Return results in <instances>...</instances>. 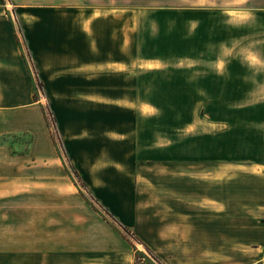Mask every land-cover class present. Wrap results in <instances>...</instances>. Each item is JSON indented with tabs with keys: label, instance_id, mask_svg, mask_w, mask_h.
Returning a JSON list of instances; mask_svg holds the SVG:
<instances>
[{
	"label": "crops",
	"instance_id": "0c3cea01",
	"mask_svg": "<svg viewBox=\"0 0 264 264\" xmlns=\"http://www.w3.org/2000/svg\"><path fill=\"white\" fill-rule=\"evenodd\" d=\"M126 2L0 0V264H264V0Z\"/></svg>",
	"mask_w": 264,
	"mask_h": 264
},
{
	"label": "rangeland",
	"instance_id": "374dc122",
	"mask_svg": "<svg viewBox=\"0 0 264 264\" xmlns=\"http://www.w3.org/2000/svg\"><path fill=\"white\" fill-rule=\"evenodd\" d=\"M133 1H140V2H133ZM147 1H151V2H147ZM165 1L166 0H127V2H129L130 4H139V5H141V4H150V5H153V6L156 5L158 7H164L166 5V3H167ZM99 3H101V2H99ZM145 13L146 12L142 11L143 16L145 15ZM161 14H162L161 16H164V12H161ZM151 26H153L155 28L156 24L155 23L154 24L151 23ZM154 28L152 29V32H154L153 31ZM157 30H158V28H157ZM163 30H164V25H163ZM160 46H163V47L165 46L164 45V39H163V41H162ZM163 51H164V49H163ZM153 57H155L156 59L146 60V61L143 60L142 63L148 64V65H151V64L164 65L166 63H174V62L178 63V62L182 61L181 59L176 60V59H174L172 57H170L169 60H167L165 58V54L164 53H159L157 55H154ZM32 67H33L32 70L35 69L34 65ZM37 83H38V80H37ZM36 94H37V97L40 100V104H41V107H42V111H43L45 122H46V126H47V131H48V134H49V136H50V138L52 140V147H51L52 151H51V154L47 153L45 158H47L48 160L57 159L58 158L61 161H63L64 164H65L64 165L65 169L67 170V173L70 176V179L76 184V186L82 192V194L89 200V202L91 204H93V206H96L97 208H101L102 209V206L99 203H97L96 200H94V197L91 194V192H89V189L77 177V174L75 173L73 167L71 166V161H70V158H69L68 150L64 146L63 140H62V138L60 136L56 115H55V113H54V111L52 109L51 103L47 100V98L45 96V93H44V90H43V88L41 86H39V87L36 86ZM197 105H198L197 103L189 104L190 107L191 106L195 107ZM201 111L205 112V107L204 106L202 107ZM200 121H203V118H201ZM206 125L208 126L209 123L206 122ZM228 125H229V121L228 120L227 121H222V127L228 126ZM36 129H37L36 131L38 133L39 129H41V128H36ZM40 138H42V137H40ZM0 141H12L13 142L14 151L15 152H22V151L26 150L28 145L33 141V132L32 131H29V132L25 131V132H20V133L14 132V133L10 134L9 136H2L0 138ZM42 141L45 142V140L43 138L40 140V143ZM247 152H248V154L252 153L254 155L253 157H254L255 161H257V162L254 163V165L252 167H248L247 166V162H244L245 160H239V158H237L236 161L240 162V163L237 164V165H230V167H223V172L227 171L228 168H235L236 167L237 168V173L239 175H241V174L244 175L245 174L244 170H247V168H250L252 170L251 172H253L254 175H257V176H260V177L264 176V167H263L264 165L258 164V163H263V158L261 157L262 152L259 151V150H257V151L248 150ZM223 159H226V157H223ZM223 163H228V162H223ZM46 169L50 170V169H53V167L47 165ZM66 179H68V176H67ZM263 187H264V184H261L260 182H257L255 180L254 193L257 190L264 191ZM12 229L11 230L7 229V225L5 224V222L0 219V249H4L5 248V243L8 240H10V242L16 240V239L14 240V237H13L15 235L16 231H13ZM9 237H10V239H8ZM131 238L133 239V242L137 241V239H134L133 237H131Z\"/></svg>",
	"mask_w": 264,
	"mask_h": 264
},
{
	"label": "trees",
	"instance_id": "16d2710c",
	"mask_svg": "<svg viewBox=\"0 0 264 264\" xmlns=\"http://www.w3.org/2000/svg\"><path fill=\"white\" fill-rule=\"evenodd\" d=\"M121 229H122L123 233L130 239L131 243L133 244V246L135 248V245L133 243V239L131 237L138 240L137 236L129 228H127L125 226H122ZM138 258H141V257L139 255V252L137 250H135V259L138 260Z\"/></svg>",
	"mask_w": 264,
	"mask_h": 264
}]
</instances>
